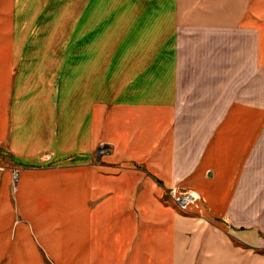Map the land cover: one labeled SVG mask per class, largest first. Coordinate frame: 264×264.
Masks as SVG:
<instances>
[{"label": "crops", "instance_id": "1", "mask_svg": "<svg viewBox=\"0 0 264 264\" xmlns=\"http://www.w3.org/2000/svg\"><path fill=\"white\" fill-rule=\"evenodd\" d=\"M125 1L116 36L105 31L111 53L100 60V114L87 94L83 128L67 135L58 127L47 142L41 111H53L54 99L42 92L40 72L13 81L17 58L2 43L20 21L1 22L0 145L26 163L48 151L90 159L100 138L111 148L107 161L132 165L100 178L94 166L26 171L16 186L32 184L33 209H58L47 222L67 223L70 264H132L135 256L156 264L157 250L164 264H264V0ZM16 5L0 0V16H15ZM176 185L197 195L184 210L167 198ZM101 193L105 211L119 201L133 208L96 250L87 202Z\"/></svg>", "mask_w": 264, "mask_h": 264}, {"label": "rangeland", "instance_id": "2", "mask_svg": "<svg viewBox=\"0 0 264 264\" xmlns=\"http://www.w3.org/2000/svg\"><path fill=\"white\" fill-rule=\"evenodd\" d=\"M137 1L144 6L145 0ZM18 2L22 8L18 9L16 5L15 16H0V25L6 22L4 19L6 16L7 21L9 19L11 21L13 17L20 21L17 26L15 25V29H12L10 25L7 29L8 44L2 43V45H7L9 55L17 58L12 69L13 81L20 77V73L27 74L24 77L28 79L36 78V72H40L45 87L42 92L49 95L51 103L54 99L53 111L50 109L51 115L45 108L41 111L43 115L40 121L41 137L44 142H47L56 136L58 129L61 130L63 127H67L65 133L67 135H70V129L75 124H80L79 127L83 128L85 100L90 99L87 94L93 97L91 99L93 111L100 114V108L105 104L101 101L103 96L100 94V87L104 85L100 60L106 63L107 56L111 53L107 51V41L105 42L104 37L107 32L105 31L110 28L107 36L112 34L116 36L115 27L112 25L116 19L117 10L122 8L126 1L18 0ZM92 14L93 19H91ZM101 38L104 39L105 45ZM114 46L115 43H110V48ZM89 67L92 68V72L86 73ZM70 83L73 85L72 89H70ZM12 91L11 100H15L16 91ZM107 97L111 96L107 94ZM9 113L11 116L13 112L10 110ZM99 141L100 138L93 146L90 159L84 156L79 159L71 157L74 154L58 156L55 151H48L38 160L29 163L14 157L8 143L0 145V264L71 263L67 259V256L69 257L67 226H65L67 223L60 221L61 224L50 226L51 223L47 221L57 215L58 209L46 205L33 209V200L36 199L37 193L31 187L32 184L16 186L17 176L20 177L21 173L26 171L52 172L94 166L100 178L102 175L117 174L121 168L132 169V165L107 161L106 157L111 155V148ZM8 174L11 180L6 182V192L1 191L3 178ZM183 191L182 187L173 186L169 194L167 192V198L169 195L178 205V201H175L177 199L187 196L189 199H195L197 196L196 193L185 195L187 192ZM43 192H40L41 196ZM107 196L101 193L87 202V208L92 213V218L96 220L95 232L91 236L95 245L96 242L99 243L96 250H100L104 242L100 235L106 228L110 231L114 223L116 226V221L117 224L123 225L124 223L119 221L126 218L128 208H133L119 201L110 205L108 210L106 209L107 212L105 208L100 207ZM178 207L184 210L179 205ZM97 208L103 213L95 212ZM72 251L73 255L77 250ZM132 251L127 250V254ZM145 260L146 258L141 256L139 263L145 264ZM154 260L156 264H164L165 253L157 250ZM98 261V258L94 259L91 264H97ZM132 264H137L136 256Z\"/></svg>", "mask_w": 264, "mask_h": 264}, {"label": "built area", "instance_id": "3", "mask_svg": "<svg viewBox=\"0 0 264 264\" xmlns=\"http://www.w3.org/2000/svg\"><path fill=\"white\" fill-rule=\"evenodd\" d=\"M193 198V196H191ZM187 198H189L188 196L187 197H183L182 199H177L175 201H178V205L181 207V208H185V201L187 200Z\"/></svg>", "mask_w": 264, "mask_h": 264}]
</instances>
